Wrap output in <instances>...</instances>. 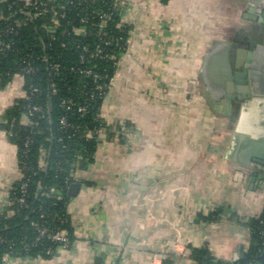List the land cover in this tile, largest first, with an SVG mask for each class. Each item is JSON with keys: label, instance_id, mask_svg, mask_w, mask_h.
Masks as SVG:
<instances>
[{"label": "crops", "instance_id": "1", "mask_svg": "<svg viewBox=\"0 0 264 264\" xmlns=\"http://www.w3.org/2000/svg\"><path fill=\"white\" fill-rule=\"evenodd\" d=\"M125 2L129 48L102 116L131 126L135 141L103 135L95 161L76 170L70 248L5 264H196L163 262L176 238L224 262L250 254L247 223L264 209V0ZM23 85L0 87V122ZM17 158L0 135V213ZM216 210L218 221L198 220Z\"/></svg>", "mask_w": 264, "mask_h": 264}, {"label": "trees", "instance_id": "2", "mask_svg": "<svg viewBox=\"0 0 264 264\" xmlns=\"http://www.w3.org/2000/svg\"><path fill=\"white\" fill-rule=\"evenodd\" d=\"M36 1L28 9L18 0L0 3V42L4 44L0 48V87L21 78L26 92L5 110L0 122V131L7 132L8 141L18 149V177L22 174L12 185L10 205L0 213V264L6 258L55 257L61 245L41 238V229L68 231L72 246L70 188L78 183L72 175L96 159L101 142L97 135L88 138V132L105 130L103 135L113 141L110 131L114 125L106 123L102 109L131 32L116 0ZM76 29L86 33L79 35ZM98 48L117 55L118 61L92 58ZM94 75L102 79L97 81ZM99 85L107 86L105 94L96 90ZM34 107L42 111L30 113ZM81 108L85 111L80 112ZM42 160L45 170L40 168ZM221 213L199 215L198 220L216 222ZM247 226L251 231L249 264H264V209ZM191 259L196 264H244L219 260L208 246L192 249Z\"/></svg>", "mask_w": 264, "mask_h": 264}, {"label": "built area", "instance_id": "3", "mask_svg": "<svg viewBox=\"0 0 264 264\" xmlns=\"http://www.w3.org/2000/svg\"><path fill=\"white\" fill-rule=\"evenodd\" d=\"M5 1L6 0H0V3L1 2H5ZM18 1L24 3L25 8H27V9L28 8H33V7H35L38 4V2L36 0H18ZM48 1L49 2H54L56 0H48ZM116 4L119 6V10H120V12L122 14L123 23H126L125 17H126V12H127V4H126L125 0H116ZM55 22H56V24H58V21H55ZM17 26L20 27V26H22V24L20 22H17ZM74 32L79 34V35L86 33L85 29H76V30H74ZM3 46H4V44L2 42H0V48L3 47ZM7 48H9V47L7 46ZM128 48H129V43H128ZM85 50L87 51V49H85ZM97 56H104V58H106L108 60H111V61H116V62L118 61L117 55L106 53L104 51V49H101V48H98V50H97V52L95 54H91L92 58L97 57ZM122 57H120V58H122ZM27 72L30 73V72H32V70L29 69V70H27ZM84 73H86L87 75H91L92 74L91 71H87V72L83 71L82 74H84ZM94 77H95V79L97 81L102 79L98 75H94ZM115 78H116V75L111 81L113 82L115 80ZM106 89H107L106 85H99V86L96 87V90L100 91L102 94H105ZM41 111H42V108L34 107L31 110L30 113H32V114L33 113H39ZM84 111H85L84 108L80 109V112H84ZM61 123H62V125H65L66 124L65 119H62ZM105 132H106L105 130L99 131L98 134L97 133L94 134L92 132H88L87 136H88V138H95L96 135H97V139L96 140L98 142H101L102 136H103V134ZM110 133L113 135L114 143L119 145V146L132 147V145H133V143L135 141V136H136L135 132H134L133 128L131 126L127 125L126 123H120V124L114 125L112 127ZM0 135L1 136H5V137L9 136L8 133L5 132V131H0ZM40 168L42 170H45L46 163H45L44 160L41 161ZM19 176L20 177H18V178L20 179L22 174H20ZM72 176L74 178H76L74 175H72ZM2 188H3V190L6 193L7 204L9 206L10 205L9 194H10V191L12 189V184H9L8 186L2 185ZM40 236H41V238L46 237V238L51 239L52 241L60 244L61 247L58 249V251L61 250V249H68L71 246L70 234L66 230H62V231H59V232H56V233H50L47 229H41L40 230ZM166 247L167 248H166L165 254H162L160 256V258L163 260V262H164V260L166 261V258H168V256L171 257L172 260H174V261H179V260H183V259H191L192 258V248H190L188 242H186L183 239L176 238L174 240H171V241H169L167 243ZM16 259L20 260V259H26V258H16ZM3 264H5V260H4ZM148 264H157L156 263V259H154L153 261H151Z\"/></svg>", "mask_w": 264, "mask_h": 264}, {"label": "water", "instance_id": "4", "mask_svg": "<svg viewBox=\"0 0 264 264\" xmlns=\"http://www.w3.org/2000/svg\"><path fill=\"white\" fill-rule=\"evenodd\" d=\"M251 66H249V68H250ZM248 72V71H247ZM247 72H245V73H242V74H240L241 76H246L247 75ZM80 188H81V184H79V183H75V184H73L72 186H71V188H70V194L72 195V196H76L77 194H78V192H79V190H80ZM249 258H250V254H246L245 255V259L243 260V262H244V264H249ZM261 260L264 262V254H263V256L261 257Z\"/></svg>", "mask_w": 264, "mask_h": 264}]
</instances>
